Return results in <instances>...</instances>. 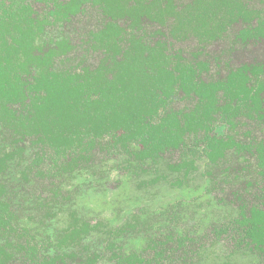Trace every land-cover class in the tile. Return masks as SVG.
Returning a JSON list of instances; mask_svg holds the SVG:
<instances>
[{
	"label": "trees",
	"instance_id": "trees-1",
	"mask_svg": "<svg viewBox=\"0 0 264 264\" xmlns=\"http://www.w3.org/2000/svg\"><path fill=\"white\" fill-rule=\"evenodd\" d=\"M90 10L100 23L74 39L70 27ZM234 25L232 45L264 40V12L249 0H0V264H200L207 246L190 234H157L138 252L110 231L93 250L84 242L96 226L74 212L39 242L19 224L7 176L16 165L56 199L64 177L118 156L186 176L230 150L249 154L257 177L234 191L237 213L211 240L264 264V136L238 134L264 128V62L208 78L202 59L203 45ZM188 36L201 45L190 54L179 46Z\"/></svg>",
	"mask_w": 264,
	"mask_h": 264
},
{
	"label": "rangeland",
	"instance_id": "rangeland-1",
	"mask_svg": "<svg viewBox=\"0 0 264 264\" xmlns=\"http://www.w3.org/2000/svg\"><path fill=\"white\" fill-rule=\"evenodd\" d=\"M249 3L264 12V0ZM99 23L95 10L75 18L70 27L73 38ZM237 28L234 25L220 39L203 45L202 59L210 60L205 74L208 78L224 75L229 67L264 62V40L232 45L230 39ZM179 46L190 54L201 45L195 36H188ZM97 59L92 56L88 63L92 65ZM178 105L183 108L187 103ZM245 129L252 138L264 136V128L258 124L241 126L238 134L246 132ZM146 170L127 166L119 156L107 163H96L60 180L62 193L56 199L48 197L47 180L33 175L23 178L21 168L16 165L7 180L19 224L27 227L39 242L55 239L62 221L74 212L96 226L84 242L96 251L104 250L110 231L116 233L112 240L117 246L138 252L151 237L173 232L203 238L207 248L202 252L200 264L258 261L250 250H232L225 237L211 240L212 229L237 213L234 191L242 190L245 181L254 182L257 177L254 159L249 154L230 150L216 163L201 160L186 176L169 172L164 163ZM50 212L58 214V218L50 216ZM108 257L98 264H113Z\"/></svg>",
	"mask_w": 264,
	"mask_h": 264
}]
</instances>
